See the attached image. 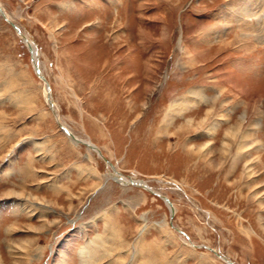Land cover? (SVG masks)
<instances>
[{
  "label": "rangeland",
  "instance_id": "1",
  "mask_svg": "<svg viewBox=\"0 0 264 264\" xmlns=\"http://www.w3.org/2000/svg\"><path fill=\"white\" fill-rule=\"evenodd\" d=\"M249 2L0 0V264H264Z\"/></svg>",
  "mask_w": 264,
  "mask_h": 264
},
{
  "label": "bare ground",
  "instance_id": "2",
  "mask_svg": "<svg viewBox=\"0 0 264 264\" xmlns=\"http://www.w3.org/2000/svg\"><path fill=\"white\" fill-rule=\"evenodd\" d=\"M0 5H1V3H0ZM2 6V5H1ZM2 9H3V6H2ZM3 11H4V9H3ZM261 11H264V0H263V2L261 1V0H250V2H249V4H248V6H246V12L248 13V15H252V16H257L258 15V13H261ZM4 14H6L5 13V11H4ZM3 16V15H2ZM4 17V16H3ZM7 17V15H5V17L4 18H6ZM264 17V16H263ZM7 19L8 20H10L8 17H7ZM262 23V22H261ZM20 29V28H19ZM20 32H21V29H20ZM264 32V31H263ZM18 33V32H17ZM19 34V33H18ZM259 34V33H258ZM21 35V36H20ZM263 35V34H262ZM19 36L22 38H24L25 39V42L33 49V51H34V56H35V59H34V61L35 62H37V64H39V61H38V54H37V52H38V49H37V46H36V44L30 39V38H28L27 36H25V35H23L22 33L21 34H19ZM247 36H249V35H247ZM263 37V36H262ZM22 38V39H23ZM262 39V38H261ZM255 42V41H254ZM40 67V66H39ZM42 73V72H41ZM43 74V73H42ZM44 82V81H43ZM44 84H45V82H44ZM45 96H46V99H47V101H48V103L49 104H53L54 106H53V108H52V110L53 111H55V103H54V101H53V99H52V94H51V86H50V91L47 89V87H46V85H45ZM50 96V97H49ZM58 122H59V124H61V125H63L60 121H59V119H58ZM65 126V125H64ZM66 127V126H65ZM68 130H69V128L68 127H66ZM70 131V130H69ZM71 132V131H70ZM72 133V132H71ZM73 134V133H72ZM74 135V134H73ZM70 137V136H69ZM74 137H75V139H73L72 137H70L71 139H72V141H75L76 143H84V144H86L92 151H94V152H96V153H98V151H96L94 148H91L90 146H95L96 148H98L95 144H93L91 141H88V140H84V139H81V138H79V137H77L76 135H74ZM70 141V140H69ZM72 143V142H71ZM90 145V146H89ZM99 149V148H98ZM100 150V149H99ZM101 151V150H100ZM102 153V152H101ZM99 154V153H98ZM103 155V154H102ZM104 157V156H103ZM105 158V157H104ZM106 159V158H105ZM107 160V159H106ZM109 161V160H108ZM110 167H111V169L113 170L112 172V179L113 180H116L117 182H120V183H122V184H133V185H137V186H141V187H143L144 189H146V190H152L153 191V189L151 188V187H149L144 181H142V180H135V179H127L125 176H123L118 170H117V168H115V166L109 161V163H107ZM116 172V173H115ZM169 204V203H168ZM170 206V205H169ZM170 208H171V212H172V210H174V212H175V207L172 205V206H170ZM212 251H214V250H212ZM219 257H221L220 255H219ZM223 260H225V261H228L229 262V260H227V259H224V258H222Z\"/></svg>",
  "mask_w": 264,
  "mask_h": 264
},
{
  "label": "water",
  "instance_id": "3",
  "mask_svg": "<svg viewBox=\"0 0 264 264\" xmlns=\"http://www.w3.org/2000/svg\"><path fill=\"white\" fill-rule=\"evenodd\" d=\"M0 13L5 17V14H4V11H3V9H2V6L0 5ZM5 20L19 33V34H21V32H20V29H19V27L12 21V20H8L7 19V17L5 18ZM25 44H26V46L28 47V50H29V52H30V54H31V61H32V64H33V67H34V69H35V72H36V74H37V76L42 80V81H44L45 82V85H46V87H47V89L50 91V84H49V82H48V80H47V77L44 75V74H42L41 73V70H40V67H39V65L37 64V62H35L34 61V59H35V56H34V51H33V49L25 42ZM50 97V96H49ZM50 105V107H51V109L53 108V104L51 103V104H49ZM59 126H60V128L68 135V136H70V137H72L73 139H75V137H74V135L64 126V125H61V124H59ZM90 146V145H89ZM91 148H94L96 151H98V155H100V157H102V158H104L103 157V155H102V153H101V151L98 149V148H96L95 146H90ZM104 160L107 162V163H109V161L108 160H106L105 158H104ZM116 173V172H115ZM165 201H166V203H169V205L170 206H172V203L169 201V199L168 198H166V197H162ZM174 214H175V212H174V210H172V212H171V218H173L174 217ZM181 232V231H180ZM181 234H184V233H182L181 232ZM230 264H234L233 262H229Z\"/></svg>",
  "mask_w": 264,
  "mask_h": 264
}]
</instances>
